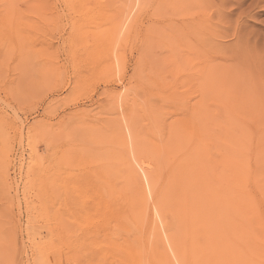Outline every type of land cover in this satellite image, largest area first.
Instances as JSON below:
<instances>
[{
	"label": "rangeland",
	"instance_id": "obj_1",
	"mask_svg": "<svg viewBox=\"0 0 264 264\" xmlns=\"http://www.w3.org/2000/svg\"><path fill=\"white\" fill-rule=\"evenodd\" d=\"M134 1L0 0V264H133L155 228L167 246L173 212L140 221L123 162L163 163L171 128L202 133L214 116L247 134L251 166L264 155V0ZM181 136L176 156L192 145ZM223 151L202 154L209 170ZM245 189L264 224V193Z\"/></svg>",
	"mask_w": 264,
	"mask_h": 264
},
{
	"label": "bare ground",
	"instance_id": "obj_2",
	"mask_svg": "<svg viewBox=\"0 0 264 264\" xmlns=\"http://www.w3.org/2000/svg\"><path fill=\"white\" fill-rule=\"evenodd\" d=\"M135 1V3H132L138 6L140 0ZM137 10L138 14V12H140L139 8ZM130 11L132 10L129 8V12ZM45 18L46 21H48L47 17ZM133 19L135 18L132 17V19H130L131 23ZM125 22H120L122 23L120 24L118 21H114L112 25H110L111 28L109 30L111 32L113 30L116 33V31L121 28L119 26H124ZM128 24L129 30H133L134 26H131L130 22ZM197 25H201V22L199 21ZM187 26H189V24L178 23L173 26V28H175L174 32L183 35L181 29L187 28ZM174 32L173 34H175ZM174 36L175 35H173V37ZM156 42L157 41H155V43ZM110 55L109 53L105 56V64L107 62L108 67L114 68V62H112L113 59H111L112 56ZM204 68L205 73L208 75V71L211 69L210 66V69H207L205 65ZM210 85L212 86L213 84ZM230 114L228 113L229 116ZM236 116L238 117V115ZM216 120H218L217 117ZM216 120L214 116L210 119L206 117L203 122L205 126L210 125L211 127H207L209 129L204 131L202 129V133L199 132L201 128L198 130L197 127L195 131L193 128H189V130L191 129L194 131L192 135H190L192 132L184 130L186 129V125L184 126V124L183 126L185 128H182L184 131L180 132L174 128L169 129L168 133L166 132L167 136L164 137L163 135L165 139L159 146L161 149L160 155L164 157V161L162 159L163 163H160V165L156 164L154 166L155 168L152 167L150 170L153 163L150 166L149 162L146 163L147 161L144 159L139 161L142 167V172H139L128 158L123 162V171L131 180L132 190L136 197V207L145 219L143 220L139 217L141 219L140 221H147L148 225H152L153 221L155 222V216L158 221V218L162 217L163 213L166 211L170 210L173 212L174 222L168 225L167 234L174 253L181 264H264V224L256 220V214L250 199V191L248 192L245 189L246 183L251 181L256 185L258 190L264 193V170L261 169L257 161V159H264L263 152L260 150L257 154V149H254L255 154L253 155L257 162V168L251 166L246 160V152L249 151L248 143L246 142L248 140L247 134L243 133L245 139L240 135L242 140H239V138H236L238 137L237 134L236 137H234V132L233 134L230 133L231 131L228 127L222 125L223 121L220 120L221 124ZM191 122L193 123L192 125H194L196 121ZM234 127H238L237 124H235ZM234 127L231 130H234ZM237 130H239V128ZM183 132L186 133L185 137H189V140L192 139V145H190V150L185 156L181 154V156H176L175 149L178 150V147L181 149L182 144L180 138H182L183 135L181 136V133ZM211 145L216 147L221 145L224 147V151L221 153L222 158L218 164L220 172L209 170L201 158L202 154ZM142 153L144 152L142 151ZM252 153H254V151ZM253 155H251V157H253ZM127 156H129V154H127ZM198 158H200V161L197 160ZM145 184L147 186V192ZM149 195L156 200L154 206L149 205V199L147 198ZM216 220L222 223L220 225L229 228L227 234L225 233L226 231L224 232L227 236L222 232L224 227L220 228L219 225L214 222ZM154 224L152 226H155ZM210 225L217 229L209 227ZM152 226L151 228H153ZM155 229V238L152 247L150 246L149 248L147 244L146 248L148 247L149 249H146V251L143 249L145 253L147 250L151 249V252L148 251L146 254L148 255L147 257L145 256L146 259L140 256L141 251L133 247L130 253L133 264H151L154 260L160 264L175 263L173 260L174 258H172L173 255L171 256V254H169L170 250L168 251V249L171 248L167 249V246L169 247L170 245L169 241H167L169 244L167 243L168 245L166 246L165 241L167 239L165 238L166 240H164L163 234L159 228ZM150 237L153 238V236ZM152 240L153 239H151L150 242H152ZM150 244L151 243H149V245ZM147 258L151 261H148ZM156 262L153 263L156 264Z\"/></svg>",
	"mask_w": 264,
	"mask_h": 264
}]
</instances>
